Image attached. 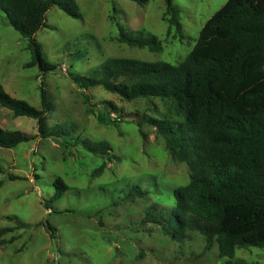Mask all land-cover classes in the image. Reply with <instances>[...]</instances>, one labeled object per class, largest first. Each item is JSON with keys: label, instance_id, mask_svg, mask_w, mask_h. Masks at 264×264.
Listing matches in <instances>:
<instances>
[{"label": "rangeland", "instance_id": "374dc122", "mask_svg": "<svg viewBox=\"0 0 264 264\" xmlns=\"http://www.w3.org/2000/svg\"><path fill=\"white\" fill-rule=\"evenodd\" d=\"M226 2L173 0L181 12L183 39L170 27L165 0H149L144 6L131 0H77L78 19L54 6L34 37L57 67L52 72L41 71L39 65L27 67L34 57L30 40L0 11V86L37 109L43 89L53 104L48 127L67 125L71 130L62 139L38 138L15 149L0 148L5 169L0 174V229L12 228L2 239L18 237L0 247V264H225L218 244L205 251L199 233L179 243L158 226L142 223L148 206L159 203L171 210L175 189L190 183L187 164L172 159L156 129L145 121L164 115L167 106L160 100L127 102L101 87L85 90L76 80L111 57L179 65ZM118 26L141 37L157 36L161 51L119 43ZM110 103L117 108L111 118L118 125L103 119ZM0 127L39 134L36 120L17 117L1 106ZM77 141L106 143L114 157L92 154ZM57 178L68 190L53 201ZM135 185L149 195L124 200ZM236 260L264 264V249H238Z\"/></svg>", "mask_w": 264, "mask_h": 264}, {"label": "trees", "instance_id": "16d2710c", "mask_svg": "<svg viewBox=\"0 0 264 264\" xmlns=\"http://www.w3.org/2000/svg\"><path fill=\"white\" fill-rule=\"evenodd\" d=\"M131 1L139 6L149 2ZM54 6L74 19L81 16L77 0H0V11L9 24L30 40L34 57L27 67L39 65L43 72L57 67L44 56L34 37L46 26V16ZM165 6L171 29L183 39L180 10L173 0H165ZM118 29L119 43L151 52L162 49L153 34L141 37L122 26ZM76 83L85 90L101 87L127 102L160 100L167 106L164 115L145 121L156 129L172 159L187 164L190 183L175 189L171 210L159 203L148 206L142 223L158 226L179 243L199 233L206 242L205 251L218 244L225 264H251L236 260V251L264 249V0H227L203 26L195 46L179 65L111 57ZM0 106L17 117L36 120L39 132L27 135L0 127V148L15 149L38 138L71 135L67 125L48 127L53 104L43 89L37 109L0 86ZM109 106L103 119L118 125L111 118L117 108L112 103ZM76 143L99 157H114L106 143ZM4 173L0 164V174ZM2 185L0 181V189ZM54 187L53 201H58L68 186L57 178ZM126 193L124 200L146 198L149 190L135 185ZM10 232L12 228L0 229V247L18 239H2Z\"/></svg>", "mask_w": 264, "mask_h": 264}]
</instances>
